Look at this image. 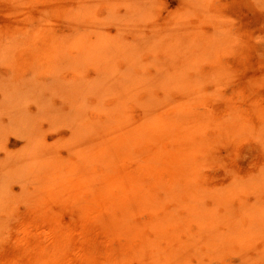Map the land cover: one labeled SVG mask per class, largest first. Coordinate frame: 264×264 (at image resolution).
Listing matches in <instances>:
<instances>
[{
  "label": "rangeland",
  "instance_id": "obj_1",
  "mask_svg": "<svg viewBox=\"0 0 264 264\" xmlns=\"http://www.w3.org/2000/svg\"><path fill=\"white\" fill-rule=\"evenodd\" d=\"M48 39L65 45L60 55L54 46L58 67L17 71ZM230 107L241 113L243 130L216 163L201 169L203 190L264 172V0H0V188L24 199L1 213L10 229L0 264H127L141 243L125 225L115 227L109 209L96 202L87 210L95 199L87 189L69 204L34 201L38 191L30 186L31 170L18 171L20 159L46 152L61 168L77 166L91 156L85 128L115 111L132 123L148 109L173 119L191 113L211 127ZM143 149L135 147L123 161L131 176ZM229 205L264 210V189L240 192ZM137 220L149 224L151 211ZM248 222L237 215L232 226L244 231ZM232 246L202 255L203 262L241 264L242 253L264 261V233L244 248Z\"/></svg>",
  "mask_w": 264,
  "mask_h": 264
},
{
  "label": "bare ground",
  "instance_id": "obj_2",
  "mask_svg": "<svg viewBox=\"0 0 264 264\" xmlns=\"http://www.w3.org/2000/svg\"><path fill=\"white\" fill-rule=\"evenodd\" d=\"M66 43L70 44L71 40ZM54 46L59 55L63 53L65 45L48 39L42 49H34L32 63L26 67L18 66L17 71L48 72L58 67ZM108 115L103 123L94 124L93 121L91 127L85 128L92 148L91 156L81 158L77 166L73 163L61 168L46 152L32 153L29 162L23 163L20 159L21 170L18 168V171L31 170L30 186L38 191L35 197L38 199L31 197L32 202L40 200L44 202L43 206L55 199L66 204L65 200H72L75 194L81 199L85 189L88 194L93 192L95 203L89 197L92 206L89 200L88 208V204L81 206L91 210L97 202V207L101 205L112 211L108 213L111 217L113 214L115 227L125 225L132 236L141 240L136 253L127 257L128 261L135 258V264H208V261L203 262L202 255L214 257L217 252L229 250L234 244L244 248L255 236L264 233L262 208L232 211L229 205L240 192L264 189V172L251 180L234 181L223 189L203 190L198 185L201 169L207 163L211 164L210 161L216 163L220 153L226 151L241 134L243 122L239 111L231 110L211 127L197 114H184L173 119L161 109H148L139 123L130 122L121 111ZM141 145L146 152L139 157L143 156L141 160L144 161L139 172L131 176L121 166L126 157H133V149ZM92 163L93 166H89ZM10 193L7 186L0 188V246L10 229L8 219H4L1 213H7L22 198L21 193L20 199L16 195L15 198L10 197ZM85 198L82 199L85 201ZM54 202L50 203L51 206H55ZM145 210L151 211L150 223L145 225L142 221H134L136 215ZM237 215L249 217L244 231H237L238 228L232 226ZM192 225L194 231H191ZM148 230L152 233L151 239L145 233ZM162 240H165L163 249ZM241 257V264H264L261 259L257 262L248 260L243 253Z\"/></svg>",
  "mask_w": 264,
  "mask_h": 264
}]
</instances>
